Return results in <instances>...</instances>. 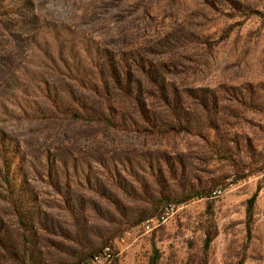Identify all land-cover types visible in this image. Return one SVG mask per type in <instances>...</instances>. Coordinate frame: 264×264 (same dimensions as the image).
Wrapping results in <instances>:
<instances>
[{
  "label": "rangeland",
  "instance_id": "374dc122",
  "mask_svg": "<svg viewBox=\"0 0 264 264\" xmlns=\"http://www.w3.org/2000/svg\"><path fill=\"white\" fill-rule=\"evenodd\" d=\"M53 26L108 46L134 45L136 56L149 48L152 57L161 50L146 43L150 36L169 32L190 57L183 74L197 99L188 102L216 105L215 118L225 108L239 118L189 127L216 147L193 133L150 135L143 123L120 117L114 131L67 127L59 134L23 127L19 106L27 98L1 87L0 130L11 143L0 135V168L5 153L21 190L4 193L0 180V226L10 251H0V264H18L14 253L26 264H76L105 246L118 253L117 264H264V171L249 172L253 160L264 159V0H0V59L12 52L19 73L46 72L36 46L52 42ZM201 36L210 42L206 52ZM192 108L200 114V105ZM67 137L74 152L51 154L55 164L48 165L43 145ZM22 140L31 149L28 165L17 150ZM219 147L230 149L227 160L215 157ZM257 188L248 234L247 200ZM196 192L201 197H190ZM166 203L163 219L145 230ZM18 211L27 227L24 256Z\"/></svg>",
  "mask_w": 264,
  "mask_h": 264
},
{
  "label": "trees",
  "instance_id": "16d2710c",
  "mask_svg": "<svg viewBox=\"0 0 264 264\" xmlns=\"http://www.w3.org/2000/svg\"><path fill=\"white\" fill-rule=\"evenodd\" d=\"M51 29L52 42L46 39L40 40L36 46L46 59L44 63L47 67L46 72L32 71L30 77L19 73L13 68L16 61L12 52L0 59V88L10 89L11 93L18 91L25 99L27 98L24 100L25 105L19 106L20 111L26 114V118L22 121L23 127L42 125L41 127L47 129L57 128L59 134L64 133L67 127L71 129L99 127L101 130L114 131L117 127L116 118L120 117L131 125L143 123L144 131L150 135L193 133L202 137L199 132H194L201 128H198V125L214 127L215 121L231 125L226 117L239 118V114L229 108H225L227 112L224 111L223 116L215 118L213 115L216 105L210 107L206 101L197 104L188 102L197 99L193 95V88L188 84L187 77L183 74L186 65L184 62L190 61V57L186 47L184 50L175 49L172 34L169 32L150 36L151 40L146 43L151 44L155 50H161L159 56L152 57L146 54L150 51L149 48L142 50L144 54L136 56L133 54L134 45L108 46L99 39L79 35L77 30L72 28L53 26ZM199 39L202 51L206 52L205 47H209L210 42L203 36ZM18 46L19 43L13 44L12 49ZM26 47L31 51V44H26ZM195 105L201 106L200 114L188 111L191 107H194L192 112L196 111ZM190 126H193L194 130H191ZM0 135L6 139V142L11 143V138H8L9 135L3 130H0ZM202 138L206 140L207 145L216 147V144L213 145L205 137ZM70 140L71 137H67L51 144H44V151L47 152L45 162L53 166L55 163L49 158L51 154L70 155L74 152L76 147L69 144ZM17 145V150L24 152L20 157L22 162L28 165L26 158L31 154L29 144L22 140ZM214 153L217 159L227 160L230 149L219 147ZM1 157L5 164L3 169L0 168L1 185L4 193L8 192L12 195L13 192L21 189L20 187L16 189L12 182V169L6 165L7 154L1 153ZM66 163V160L59 161L62 168L66 167ZM252 163L254 168L249 171L250 173L264 171V159L261 156ZM258 191L259 188L247 200L248 234ZM190 197H201V194L196 192ZM16 202L20 204V200ZM170 204H165L163 212ZM22 214L21 211L16 213V224L21 238V254L24 256L28 236ZM6 237V232H3L0 226V251L5 250L10 253L6 246ZM212 239L213 234L206 236L205 249ZM93 253L95 252L86 255L78 263ZM20 258L14 253V259L19 260L18 264H26L20 262L22 259ZM114 264H117V260Z\"/></svg>",
  "mask_w": 264,
  "mask_h": 264
},
{
  "label": "built area",
  "instance_id": "2783aa9c",
  "mask_svg": "<svg viewBox=\"0 0 264 264\" xmlns=\"http://www.w3.org/2000/svg\"><path fill=\"white\" fill-rule=\"evenodd\" d=\"M172 204L168 205L165 210L168 207H171ZM165 214V211L159 215V218H150L149 220L145 221L144 228L145 230H149L153 227L154 222H158L160 219H163V215ZM118 253L115 252V250L109 246H105L98 250L97 252L93 253L91 256L84 258L81 260L78 264H114L117 260Z\"/></svg>",
  "mask_w": 264,
  "mask_h": 264
}]
</instances>
